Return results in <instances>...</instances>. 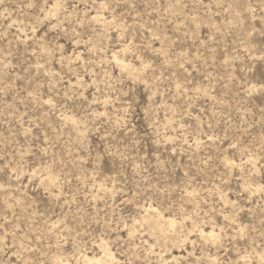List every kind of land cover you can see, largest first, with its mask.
I'll use <instances>...</instances> for the list:
<instances>
[{
    "label": "rangeland",
    "instance_id": "obj_1",
    "mask_svg": "<svg viewBox=\"0 0 264 264\" xmlns=\"http://www.w3.org/2000/svg\"><path fill=\"white\" fill-rule=\"evenodd\" d=\"M103 247L264 264V0H0V264Z\"/></svg>",
    "mask_w": 264,
    "mask_h": 264
},
{
    "label": "bare ground",
    "instance_id": "obj_2",
    "mask_svg": "<svg viewBox=\"0 0 264 264\" xmlns=\"http://www.w3.org/2000/svg\"><path fill=\"white\" fill-rule=\"evenodd\" d=\"M123 67L124 69L129 70V66ZM133 74L134 76H136L135 73ZM150 211L151 213H148L145 217H142V220L146 224L150 235L154 237L155 241L160 243H165V241H169L170 244L171 242L174 244L175 242L177 243V236L175 235L176 233H178L180 225L174 219L167 218L156 210ZM165 245L167 244L165 243ZM101 252L102 253L100 256L83 255L81 260L75 262V264H113L114 262L117 263L116 259L107 247H103Z\"/></svg>",
    "mask_w": 264,
    "mask_h": 264
}]
</instances>
